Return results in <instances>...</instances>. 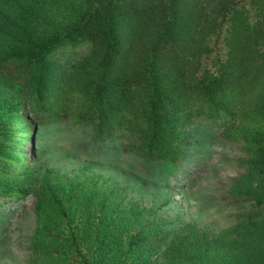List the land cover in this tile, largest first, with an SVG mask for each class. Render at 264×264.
<instances>
[{
    "label": "trees",
    "instance_id": "obj_1",
    "mask_svg": "<svg viewBox=\"0 0 264 264\" xmlns=\"http://www.w3.org/2000/svg\"><path fill=\"white\" fill-rule=\"evenodd\" d=\"M212 36L224 56L208 63ZM64 46L85 50L54 63ZM24 102L35 122L69 118L95 140L127 133V149L168 165L183 157L185 126L217 118L243 142L230 191L251 207L218 232L185 223L171 235L157 209L124 202L107 176L46 183L30 264H264V0H0L4 201L30 191V157L8 147ZM16 130L23 143L29 133Z\"/></svg>",
    "mask_w": 264,
    "mask_h": 264
},
{
    "label": "rangeland",
    "instance_id": "obj_2",
    "mask_svg": "<svg viewBox=\"0 0 264 264\" xmlns=\"http://www.w3.org/2000/svg\"><path fill=\"white\" fill-rule=\"evenodd\" d=\"M209 46L212 51L206 62L217 53L224 56L221 40L212 36ZM84 50L82 46H64L55 50L52 58L54 63L64 64ZM32 116L24 102L19 120L8 124L9 130L17 131L9 137L8 147L30 157L27 167L31 175L23 182L30 186L23 198H0V264L32 262L34 205L44 185L83 180L90 173L107 176L111 186L120 189L124 202L157 209L155 216L171 235L185 223L218 232L250 212L248 202L230 191L245 169L243 142L228 139L217 118L197 117L185 126L183 157L168 165L127 149L132 141L127 133L95 140L89 127L76 125L69 118L40 124ZM20 121L29 133L23 143L16 130ZM8 167L12 173L19 170L12 164Z\"/></svg>",
    "mask_w": 264,
    "mask_h": 264
}]
</instances>
